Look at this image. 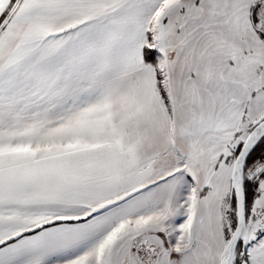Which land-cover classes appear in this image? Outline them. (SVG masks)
<instances>
[{"label": "snow or ice", "instance_id": "6c2138e0", "mask_svg": "<svg viewBox=\"0 0 264 264\" xmlns=\"http://www.w3.org/2000/svg\"><path fill=\"white\" fill-rule=\"evenodd\" d=\"M0 264H264V0H0Z\"/></svg>", "mask_w": 264, "mask_h": 264}]
</instances>
